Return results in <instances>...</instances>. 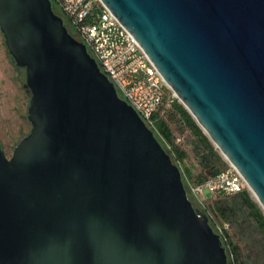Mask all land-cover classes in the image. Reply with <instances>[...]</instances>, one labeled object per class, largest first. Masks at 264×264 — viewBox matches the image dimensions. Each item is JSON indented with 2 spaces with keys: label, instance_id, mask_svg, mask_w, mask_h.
I'll return each mask as SVG.
<instances>
[{
  "label": "water",
  "instance_id": "obj_1",
  "mask_svg": "<svg viewBox=\"0 0 264 264\" xmlns=\"http://www.w3.org/2000/svg\"><path fill=\"white\" fill-rule=\"evenodd\" d=\"M264 208V0H103ZM32 128L0 140V264H229L181 166L52 0H0Z\"/></svg>",
  "mask_w": 264,
  "mask_h": 264
},
{
  "label": "rangeland",
  "instance_id": "obj_2",
  "mask_svg": "<svg viewBox=\"0 0 264 264\" xmlns=\"http://www.w3.org/2000/svg\"><path fill=\"white\" fill-rule=\"evenodd\" d=\"M55 9L65 18L66 23L69 25L70 23L62 10L56 5ZM25 81V70L13 60L6 45L3 32L0 29V140L8 156L12 155L16 144L32 128V123L28 117L31 95L24 86ZM168 91L174 98H177V101L182 102L177 95L174 96V90L171 87L168 88ZM160 114L173 132L174 145H177L186 154L181 161L172 151V143L163 140L168 151L182 168L185 185L194 205L209 215L212 216L213 214L215 216L214 221L212 219V223L218 232L221 233L222 229L225 226L227 227L231 239L237 244V251L241 261L245 264H264V230L258 226L249 209L241 203L242 198L239 196L235 197L234 192L221 194L219 192L206 191L197 195L192 190V186L197 182L198 176L208 173L200 163L199 150L201 148L199 145L202 144L200 136L194 133L190 126L182 120L180 114L174 111L172 103L167 102L160 109ZM157 135L159 137V133ZM215 147L223 155L227 164L226 167L230 166L232 163L229 159L221 152L219 147L216 145ZM183 167L185 170L189 169L192 172L190 178L185 176ZM245 187L249 188L251 195L257 200L248 183L245 184ZM219 203L222 205L226 204L232 208V222H224V218L217 206ZM224 242L229 250V244L225 238ZM229 264H233L231 254H229Z\"/></svg>",
  "mask_w": 264,
  "mask_h": 264
},
{
  "label": "built area",
  "instance_id": "obj_3",
  "mask_svg": "<svg viewBox=\"0 0 264 264\" xmlns=\"http://www.w3.org/2000/svg\"><path fill=\"white\" fill-rule=\"evenodd\" d=\"M52 3L62 10L102 70L114 81L119 94L137 109L155 133H160L155 114L163 106L170 86L135 35L103 0ZM246 183L242 173L231 164L217 176L193 184L192 190L197 195L206 191L237 192Z\"/></svg>",
  "mask_w": 264,
  "mask_h": 264
},
{
  "label": "trees",
  "instance_id": "obj_4",
  "mask_svg": "<svg viewBox=\"0 0 264 264\" xmlns=\"http://www.w3.org/2000/svg\"><path fill=\"white\" fill-rule=\"evenodd\" d=\"M70 23V22H69ZM68 25V24H67ZM71 27H70V26ZM69 29L70 31L77 36L78 38L81 39V37L77 34L75 29L71 24H69ZM25 73L26 69L24 68ZM177 98H174L171 93L167 90V94L165 97V101L161 109L164 107L167 102L172 103L173 109L175 112L180 114L182 120L190 126V128L196 133L197 135L200 136L202 144L200 146L199 150V157H200V163L203 165V167L207 170V174H200L198 176V180L195 183H200L203 182L205 179L212 177V176H217L221 172H223L227 167L226 161L224 160L223 155L220 153V151L215 147L214 142L211 140V138L204 132L203 128L201 125L198 123V121L194 118V116L191 114V112L187 109V107L182 103L176 100ZM156 117V123L157 127L159 129V139L161 142L164 144V141H168L171 144V149L179 158L181 161L185 157V152L180 150V148L177 145H174V136L171 128L167 124L166 120L161 116L160 110L155 114ZM158 136V135H157ZM165 146V144H164ZM166 147V146H165ZM167 148V147H166ZM168 150V149H167ZM170 152V151H169ZM173 156V155H172ZM174 158V157H173ZM184 169V167H183ZM184 174L187 178H190L192 176V172L190 170H185L184 169ZM227 191L221 190L219 193L225 194ZM235 197H241L242 201L241 203L246 206L249 209L250 214L253 216V218L256 220L258 226L264 230V208L261 206L258 200L253 198L251 195V192L249 188L245 187L240 191L234 192ZM218 209L224 218V222H232V212H231V207L228 205H222L219 203ZM208 208V207H207ZM209 209V208H208ZM212 214V212H211ZM211 223L214 221L215 216L212 214L209 215ZM213 219V221H212ZM213 224V223H212ZM214 226V225H213ZM222 238L224 237L228 244H229V250L228 255L231 254L233 258V264H245L243 261L240 260L239 258V253L237 251V244L233 242L231 239L230 233L225 226L222 231H221ZM223 238V240H224ZM225 243V242H224ZM226 245V244H225ZM226 247H228L226 245Z\"/></svg>",
  "mask_w": 264,
  "mask_h": 264
},
{
  "label": "flooded vegetation",
  "instance_id": "obj_5",
  "mask_svg": "<svg viewBox=\"0 0 264 264\" xmlns=\"http://www.w3.org/2000/svg\"><path fill=\"white\" fill-rule=\"evenodd\" d=\"M53 7H54V9H55V6H54V4H53ZM55 11L57 12V10L55 9ZM58 13V12H57ZM65 19V18H64ZM65 22H66V20H65ZM68 24V23H67Z\"/></svg>",
  "mask_w": 264,
  "mask_h": 264
}]
</instances>
